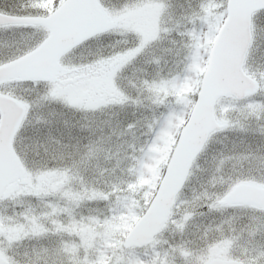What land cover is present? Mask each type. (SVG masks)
<instances>
[{
    "label": "snow or ice",
    "instance_id": "snow-or-ice-1",
    "mask_svg": "<svg viewBox=\"0 0 264 264\" xmlns=\"http://www.w3.org/2000/svg\"><path fill=\"white\" fill-rule=\"evenodd\" d=\"M0 264H264V0H0Z\"/></svg>",
    "mask_w": 264,
    "mask_h": 264
},
{
    "label": "rangeland",
    "instance_id": "rangeland-1",
    "mask_svg": "<svg viewBox=\"0 0 264 264\" xmlns=\"http://www.w3.org/2000/svg\"><path fill=\"white\" fill-rule=\"evenodd\" d=\"M83 55L87 56L88 54L87 53H84Z\"/></svg>",
    "mask_w": 264,
    "mask_h": 264
}]
</instances>
